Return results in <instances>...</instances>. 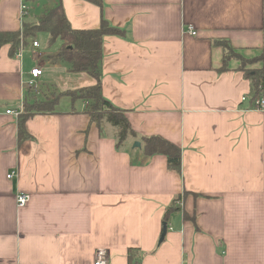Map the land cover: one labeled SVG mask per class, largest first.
I'll list each match as a JSON object with an SVG mask.
<instances>
[{
  "label": "crops",
  "instance_id": "obj_1",
  "mask_svg": "<svg viewBox=\"0 0 264 264\" xmlns=\"http://www.w3.org/2000/svg\"><path fill=\"white\" fill-rule=\"evenodd\" d=\"M23 1L0 0V33L20 30ZM58 1L73 29L104 19L125 32L103 39L101 88L137 137L117 150L113 127L101 136L86 103L74 114L58 101L27 118L19 141L18 117L6 111H19L32 68L42 70L37 99L95 81L56 58L61 44L53 54L28 44L21 60L1 46L0 264H94L99 249L110 264H128V249L135 264H264V110L250 106L235 61L219 71L215 42L244 58L264 51V0ZM189 25L195 37L183 33ZM147 136L181 149L180 174L162 155L138 164L133 143ZM18 193L30 197L21 208ZM178 200L193 221L174 212L165 223Z\"/></svg>",
  "mask_w": 264,
  "mask_h": 264
},
{
  "label": "trees",
  "instance_id": "obj_2",
  "mask_svg": "<svg viewBox=\"0 0 264 264\" xmlns=\"http://www.w3.org/2000/svg\"><path fill=\"white\" fill-rule=\"evenodd\" d=\"M93 5L101 7L102 0H85ZM23 3L26 5L27 0ZM27 16V15H26ZM27 18V17H26ZM24 18L20 30L0 33V47L9 45V54L14 57L15 51L20 43L25 47L30 41L36 40L39 33H45L48 44L59 41L61 46L56 58L66 64L73 73H85L91 77L95 84L87 88L69 90L54 95L52 98L37 99L36 93L26 89L23 99V109L18 116V139L26 140L29 135L25 131L24 123L33 114L51 113L55 110L59 98H68L70 111L78 113V103H86L82 111L89 117V123L96 126L101 136L104 135V128L110 125L114 129L115 148L118 150L127 138H136L137 134L125 115V111L117 109L102 95L101 88V65L103 59V39L109 36L122 37L125 32L122 29L111 26L106 20L101 19L99 27L92 30L73 29L63 10L61 3L45 7L42 12L29 22ZM264 35V27H263ZM20 37L21 40H20ZM33 39V40H31ZM223 49L220 72L228 70L232 61L237 63L236 70L243 74L250 85V106L256 98L262 96L264 87V51H260L252 58H244L238 54L227 41H215ZM80 112V111H79ZM142 155L138 164H143L148 158L154 155H162L166 158L167 168L180 174L181 149L173 143L159 137H140ZM179 200L169 207L164 215L166 223L169 216L174 212H182L184 220H190L185 212L177 205ZM135 250L128 249L127 262L135 264Z\"/></svg>",
  "mask_w": 264,
  "mask_h": 264
},
{
  "label": "built area",
  "instance_id": "obj_3",
  "mask_svg": "<svg viewBox=\"0 0 264 264\" xmlns=\"http://www.w3.org/2000/svg\"><path fill=\"white\" fill-rule=\"evenodd\" d=\"M27 10H28L27 6L24 3H21L20 15H19L21 23H22V20L27 15ZM20 28H21V26H20ZM183 33L187 34V35H190L192 37L196 36L195 29L192 26H190V25L183 29ZM21 38L22 37H20V40H21ZM30 45H31V48L33 50H38L39 49V43L37 42V40L31 41ZM24 49H25V46L22 45V43H20L18 49L15 51L14 58H16L17 60H21L22 59V53H23ZM41 57H42V55L40 53L36 54V60L41 59ZM28 75H29V78L23 82L25 90L26 89H30L31 91H33L34 93L37 94L39 92V82H38V80H39V77L42 75V70L39 67H34V68H32L29 71ZM242 100H244V99H242ZM22 109H23V103L21 104L18 112L6 111V114L7 115H12L15 118H17L21 114ZM252 109L264 110V98H263V96H260V97L256 98L255 100H253ZM13 177H14V173H10V174L7 175V179H9V180H11ZM29 198L30 197L27 194L18 193L15 196L16 206L18 208L24 207L26 205V203L29 201ZM177 204H179V202ZM94 264H110L107 251H105L103 249L97 250L96 253H95Z\"/></svg>",
  "mask_w": 264,
  "mask_h": 264
},
{
  "label": "rangeland",
  "instance_id": "obj_4",
  "mask_svg": "<svg viewBox=\"0 0 264 264\" xmlns=\"http://www.w3.org/2000/svg\"><path fill=\"white\" fill-rule=\"evenodd\" d=\"M37 1H38V4L35 3ZM53 1L55 2V0H35L34 2H31L29 5L31 15L33 16V14H34L35 16H38L42 12V9L44 7H49V6L54 5V3H51ZM27 8H28V6H27ZM31 40H33V39H31ZM36 40L40 45V51L43 53L47 52L49 54H53V53H56V50L59 48L60 43L58 41H56L55 43L48 44V38H47V35L45 33H39L36 36ZM29 44H31V41L29 42ZM38 53H39V51H38ZM56 78H57V76L55 77V80H56ZM59 101L61 102V110H62L64 105H67L69 103V99L65 98V97L60 98ZM65 110H68V111L70 110L69 104L66 106ZM135 143L136 144L139 143L141 146V141L139 138L137 140H135V142L133 144H135Z\"/></svg>",
  "mask_w": 264,
  "mask_h": 264
},
{
  "label": "water",
  "instance_id": "obj_5",
  "mask_svg": "<svg viewBox=\"0 0 264 264\" xmlns=\"http://www.w3.org/2000/svg\"><path fill=\"white\" fill-rule=\"evenodd\" d=\"M133 147L134 148H140V144L138 143V144H133ZM166 224L164 223L163 224V229H162V233H161V237H160V239H159V242H162L163 241V239H164V236H165V232H166Z\"/></svg>",
  "mask_w": 264,
  "mask_h": 264
}]
</instances>
